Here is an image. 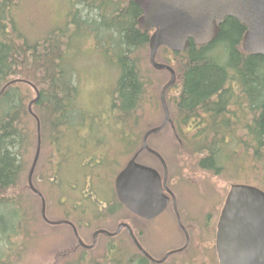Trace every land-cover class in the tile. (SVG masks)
Instances as JSON below:
<instances>
[{
    "label": "trees",
    "instance_id": "obj_1",
    "mask_svg": "<svg viewBox=\"0 0 264 264\" xmlns=\"http://www.w3.org/2000/svg\"><path fill=\"white\" fill-rule=\"evenodd\" d=\"M16 7L13 0H0V89L11 80H21L8 85L0 95V264L7 260L5 246L12 245L11 231L6 234L3 217L12 211L16 227L20 226L18 221L30 220L25 212L20 211L19 217L17 210L24 202L20 191L26 167L33 158L30 153L36 149V120L27 109L35 97V89L38 98L31 110L40 123V149L48 146L50 151H57L54 155H60L63 161L61 148L66 142L70 145L81 137L85 142L91 138L100 140L109 130H118V141H124L125 148L133 151L140 145V137L146 130L144 126L139 127L145 119L144 106L150 101L161 107L154 96H147L153 84L151 81L145 84L140 69V60L146 57L144 52L149 54L153 28L146 31L138 28L137 19L142 11L134 0H79L74 8L69 7L68 20L63 27L47 29L37 38H30L21 30L14 15ZM245 30L244 24L226 17L211 42L197 45L190 39L180 52L160 46L155 55L157 62L170 66L176 74V84L168 88L177 87L176 94L168 97L165 92V103L178 141L173 150L177 154L189 153L187 165L193 166L192 172L198 168L206 179L221 174L223 160L229 159L248 163L243 169L251 170L255 177L262 173L264 180V55L242 49ZM80 37L94 40V52H100L106 66L117 71L108 91V106L99 107L100 117H96L90 107L87 109L86 105L78 103L80 91L75 82V58L80 52L76 49L81 43H76L82 40ZM73 49L76 50L72 53L73 60L66 61L67 52ZM162 50L174 58L159 59L157 55ZM144 97H147L145 102ZM108 123L111 127L103 128ZM186 127L192 130L186 132ZM138 128L143 131L136 132ZM100 130H106L101 138L97 133ZM227 146H232L229 155L224 151ZM82 151L76 152V158L78 155V159L82 158ZM99 156L88 165L94 169L100 166ZM59 167L63 168L64 163ZM238 168V173L243 171ZM95 176L100 177V174ZM58 180L62 181L61 175ZM64 187L75 190V185ZM79 193L88 199L86 192ZM112 193L107 211L120 214L122 210L134 216ZM95 198L88 200L98 204L101 200L96 195ZM56 200L61 204L68 202L69 197L56 192ZM120 251L123 254V248ZM106 252L103 259L109 260L113 250L107 246ZM133 255L125 264H150L142 254ZM75 262L97 264L90 258L87 260L83 253ZM65 264L71 262L66 259Z\"/></svg>",
    "mask_w": 264,
    "mask_h": 264
},
{
    "label": "rangeland",
    "instance_id": "obj_2",
    "mask_svg": "<svg viewBox=\"0 0 264 264\" xmlns=\"http://www.w3.org/2000/svg\"><path fill=\"white\" fill-rule=\"evenodd\" d=\"M13 1H15L17 6L14 15L18 20L21 30L30 38H37L47 29L49 31L55 28V26L63 27L68 20L69 7L72 6L74 8L75 3L79 0ZM69 1L72 3L70 4ZM80 38L82 40H77L76 43L81 42L79 45L82 48L79 45L76 46V49L80 52L78 57L75 58L77 62L75 82H77L80 91L78 103L86 105L87 109L90 107L94 111V115L100 117L102 115L98 113L102 111L101 109L108 106L110 99V92L108 91L115 82L117 71L106 66V62L101 58L100 52H94V40L90 38L85 39V37ZM73 52H76V50L73 49L72 52H67L66 61L73 60ZM144 54L146 57H149V54H146V52ZM164 56H169L170 59L174 58L172 54H168L163 50L159 51L157 57L162 59ZM146 57L140 60L141 74L145 80V84L148 81H151V84H153L149 93H146L148 97L154 96L155 98L153 97V99H156L160 103V90L169 80L170 74L166 70L164 72L152 68ZM152 70H155L154 74L151 73ZM175 84L174 82L172 86ZM177 90V87L168 89L166 95L171 97L176 94ZM143 99V102H145L147 97ZM154 104L148 101L144 106L145 119L141 125L139 124V127L144 126L143 128L147 129L161 123L163 119L162 107ZM109 124H106L103 128H110ZM189 126H192V124ZM84 131L85 129L83 128L81 132L83 133ZM102 132H106V130L97 132L100 134L99 138H101ZM118 133V130H109V133L103 134L100 140L90 137L91 140L85 142L86 140L84 141V138L81 137L75 138V140L72 139L73 141L70 142V145L66 142L65 146L61 148L64 151L62 155L65 158L64 161L61 160L60 155V159L54 155L57 154V151H50L48 146H43L40 149L41 151L32 173V185L43 195L45 201L46 218L52 221L71 220L75 226L77 225L79 229L78 235L86 244L92 242V234L96 230L105 229L114 231L118 223L122 222L125 218L131 227H134L137 223L144 224L134 214V216H131L122 210L119 211L120 214H116L117 212L113 214L107 211L108 200L113 196L112 190L116 175L126 165L137 149L140 148L139 144L133 151H130L131 148H125L124 141H118ZM68 138L71 139V136ZM148 142L150 144L156 142L168 143L167 148L165 150H161L160 148L159 153L165 161H163L164 164L166 163L167 165V172L172 182L179 176H184L183 178L186 180L185 187L181 188L180 191L178 189L180 206L185 209L186 215H196L200 220L205 222H208V218H211V216H208L209 212L215 213L216 217L231 183H246L245 181H247L246 184L255 185L264 190L262 173L259 177H255L251 173V170H244L243 167L248 164L244 161L239 163L229 159L223 160L222 165L224 169L222 173L212 175L208 179L203 176V173L198 168H196V172H192L193 166L187 165L189 153L177 154L173 150L178 141L169 125L164 130L158 131V134L153 133L150 135ZM231 147L227 146L224 149L226 155L231 153ZM78 151H82L81 159H78L80 155L77 156L78 158L75 156ZM33 152L34 149L31 150V158L34 157L35 152ZM98 155H100L99 157L104 156V160L101 162L99 158L100 166L97 163L95 164L97 167L95 166L96 168L94 169V166L88 164L97 161L98 158L96 156ZM136 162L158 168L162 173L160 162L156 158L154 159V157L144 156V154L140 153L136 158ZM60 163H64L63 168L59 167ZM30 166L26 167L25 178L22 180L20 191V196L21 198L24 197V202L22 208L17 210L19 217L20 211L22 213L25 212L27 218L30 220L28 222L18 221L20 226L16 227V222H13L10 214L13 213L12 211H8V214L3 217V227L8 231L6 234L11 231L9 233V241L12 244L11 247L7 245L4 248L6 250L5 254H8L4 264H65L66 259L71 264H77L75 260L82 253L87 260L90 258L92 262L97 264H115V262H123L122 264H125L126 260H129L133 254L139 253L125 230L114 236L98 235L95 245L90 249L76 247L78 244L77 240L72 228L68 224L52 225L43 220L40 198L28 187L27 176ZM236 166L239 167L240 171L242 169L243 171H239L240 173H238ZM90 169H94V171ZM98 173L100 177L95 176ZM53 174L55 175L53 176ZM60 175L62 181H57V179H60ZM69 184L75 185V190L71 187H64L65 185L69 186ZM58 186L60 187L58 188ZM88 189L90 192L92 190L93 194H96L102 204H93L88 199L81 197L79 191L87 192ZM56 192L61 193L63 197L67 195L69 201L67 200L68 202L65 201L59 204L56 200ZM119 215L120 218H117ZM147 227H149L147 230L151 231L144 238V246L153 256H157L156 258L162 257L169 247L181 246L184 243V238L180 236V232L176 228L170 212L160 214L153 222L148 223ZM11 228L13 229L11 230ZM188 228L192 234L191 241L200 243L203 248L194 249L190 246L189 250H187L188 252L184 255L183 253L181 255L177 254V256L172 255L162 264H218L214 248V236L209 238L210 241L208 240L210 236L206 232V226L203 227V232L198 235V238L195 236V233L198 232L197 227H191V224H189ZM13 230L15 231L14 233H12ZM204 244L205 247L210 249L204 248ZM107 246L111 247L113 253L109 260H104ZM120 248H123V254ZM194 254L195 256H193Z\"/></svg>",
    "mask_w": 264,
    "mask_h": 264
},
{
    "label": "water",
    "instance_id": "obj_3",
    "mask_svg": "<svg viewBox=\"0 0 264 264\" xmlns=\"http://www.w3.org/2000/svg\"><path fill=\"white\" fill-rule=\"evenodd\" d=\"M134 2L142 11V15L137 19L138 28L142 31L154 29L149 39V64L156 70H166L170 74L169 80L160 90L162 122L144 133L140 148L160 158L164 165L161 156L147 145V137L170 123L164 93L175 82L176 75L170 66L155 60L157 49L159 46H165L173 52H180L190 39L197 45L207 44L216 37L219 25L225 18L233 17L246 27L241 43L242 49L250 54L264 55V0H134ZM19 81L21 80L15 79L7 82L0 89V95L8 85ZM37 98L38 92L35 89V97L27 105L29 113L36 120L37 136L27 182L29 189L40 198L43 220L52 225L68 224L77 243L87 249L95 245L99 234L114 236L123 228L144 256L156 263L164 261L170 252L159 261H155L143 250L125 222H120L112 232L96 230L92 234V242L85 244L71 222L51 221L46 218L44 198L31 181L40 152V123L31 110V105ZM136 156L137 154L133 155L116 175L114 190L117 200L129 212L144 219H151L159 215L167 205L168 197L163 193L167 174L165 171L161 179L154 168L136 162ZM185 246L186 244L183 247ZM214 246L218 264H264L263 190L245 183L230 184L217 220Z\"/></svg>",
    "mask_w": 264,
    "mask_h": 264
},
{
    "label": "flooded vegetation",
    "instance_id": "obj_4",
    "mask_svg": "<svg viewBox=\"0 0 264 264\" xmlns=\"http://www.w3.org/2000/svg\"><path fill=\"white\" fill-rule=\"evenodd\" d=\"M159 125V124H158ZM167 126V125H166ZM166 126H164L162 129L164 130L165 128H166ZM169 127L171 128V130H172V132H173V134L175 135V128L172 126V125H169ZM151 127H149V128H147L146 130H144L143 131V129H140V128H138V129H136V132L138 131V132H141V131H143L142 132V135H141V137H140V147H141V145H142V137H143V135H144V133L148 130V129H150ZM161 129V130H162ZM186 132H189L190 130H192L191 128H189V127H186L185 129H184ZM155 134H158V132L157 133H155ZM150 135H152V134H150ZM150 135L147 137V144H148V146L150 147V148H152V149H154L155 151H157V152H159V150H160V148H161V150H165L166 148H167V146H168V143L167 142H164V143H161V142H156V143H154V144H150L149 142H148V140H149V137H150ZM175 137H176V135H175ZM167 143V144H166ZM166 144V145H165ZM139 149H137V151H138ZM136 151V152H137ZM140 153H142V155L144 154V156L146 155V156H149V157H154V159L156 158L157 160H159V162H160V165H161V168H162V173H161V171H160V169H158V168H155L156 169V171L159 173V175H160V178L161 179H163V176H164V174H165V171H166V174H167V176H166V181H165V188L163 189V193L168 197V201H167V205H166V207H165V209L160 213V214H163V213H165V212H170L171 214H172V216H173V219H174V224H175V226H176V228L179 230V232H180V236L182 237V238H184V243L181 245V246H174V247H169L165 252H164V254H163V256L162 257H159V258H156L157 256H153L146 248H145V244H144V238L146 237V235L147 234H149L150 233V231L151 230H147L149 227H147L148 226V223H150V222H153L159 215H157L156 217H154V218H151V219H144V218H141V217H139V216H137V215H135V217L137 218V219H139L140 221H142L144 224H141V223H137L134 227H132V232H133V235L135 236V238L137 239V241L139 242V244L141 245V247L155 260V261H159L160 259H162L167 253H169L168 254V256L165 258V260L164 261H162V262H160V263H156V262H153V261H151L148 257H146V256H144L141 252H140V250L137 248V250L139 251V253L140 254H142L147 260H148V262H150L151 264H162V263H164L170 256H172V255H176L177 256V254H182L183 253V255L186 253V252H188L187 250H189V247L191 246L192 248H194V249H198V248H200V249H202L203 247L200 245V243H198V242H195L194 243V241H191V237H192V234H191V232H190V230H189V228H188V226H189V224H191V227H197V231L198 232H196L195 233V236L198 238V235L199 234H201L202 232H203V227L204 226H206V232H207V234L210 236V237H208V240L210 241V239L209 238H211V236H214L213 238L215 239V232H216V224H217V220H218V217H219V213H220V210H221V208H220V210H219V213L217 214V216H216V218H215V213H212V212H209L208 213V216H211V218L209 219L208 218V222H205V221H203V220H200V218L198 217V216H196V215H194V216H190V215H186V211H185V209L182 207V206H180V197H179V195H178V189H179V191H180V189L181 188H184L185 187V185H186V183H185V181L186 180H184L185 178H183L184 176H183V174H182V172H181V174H182V176L183 177H181V176H179L177 179H175V181L174 182H172V180H171V178L169 177V175H168V168H167V165H166V163L163 165V163L161 162V160H160V158H158L157 156H155V155H153L152 153H150V152H148L147 150H139L138 152H137V157L139 156V154ZM134 155V154H133ZM132 155V156H133ZM161 155V154H160ZM136 157V158H137ZM161 157H162V155H161ZM99 158H101V157H99ZM162 159H163V157H162ZM156 161V160H155ZM163 161H164V159H163ZM165 162V161H164ZM178 183V184H177ZM89 187H90V185H89ZM177 190V191H176ZM79 192H81V191H79ZM113 192H114V195H115V197H116V194H115V190H114V184H113ZM86 195H87V198L88 199H90V200H95L96 198H95V193L93 194L92 192H90L89 191V189L87 190V192H86ZM117 199V198H116ZM225 199V198H224ZM224 202V201H223ZM98 204H102L101 203V201H99V202H97ZM222 207V206H221ZM187 216V217H186ZM63 221H64V219H62ZM66 221H70V222H72L71 220H69V219H66ZM184 221V222H183ZM213 222V223H212ZM73 223V222H72ZM74 224V223H73ZM209 224V225H208ZM193 225V226H192ZM76 227V230H77V232H78V228H77V226H75ZM122 230H125V229H121L120 231H119V233H121L122 232ZM126 232V231H125ZM118 233V234H119ZM127 233V232H126ZM99 235H104V234H99ZM117 235V234H116ZM187 242V243H186ZM86 244V243H85ZM186 244V246L185 247H183L184 245ZM203 244V243H202ZM76 247H80V246H78V245H76ZM183 248V249H182ZM204 248H207V249H210V248H208V247H205V244H204ZM150 249V248H149ZM178 250V251H177ZM196 253V252H195ZM179 255V256H180ZM192 255V254H191ZM193 256H195V254L193 255Z\"/></svg>",
    "mask_w": 264,
    "mask_h": 264
}]
</instances>
